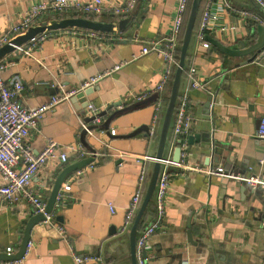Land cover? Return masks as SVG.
Returning <instances> with one entry per match:
<instances>
[{"label": "crops", "instance_id": "obj_1", "mask_svg": "<svg viewBox=\"0 0 264 264\" xmlns=\"http://www.w3.org/2000/svg\"><path fill=\"white\" fill-rule=\"evenodd\" d=\"M36 1L0 0V33ZM227 2L229 8L218 19L227 32L217 29L207 36L230 48H244L256 41L257 26H264V10L253 0ZM206 3L201 0V11ZM176 4V0H135L126 16L113 15L109 9L93 18L111 22L112 32L72 27L47 31L37 44L25 45L28 53L11 52L0 58L8 63L1 73L3 79L17 77L23 84L19 96L23 106L39 107L53 95L79 92L88 78L96 77L88 85L94 87L89 105L98 115L105 111L93 128L94 137L81 138L80 122L88 124L90 120L85 98L74 103L70 100L77 93L46 111L29 131L25 143L34 154L48 140L62 148L79 140L93 151L80 160L68 152L65 163L53 159L31 178L29 188L44 204L61 170L86 158L92 161L66 175L59 188L69 187L61 192L66 206L62 210L52 207L50 213L62 236L55 226L38 223L29 232L30 248L22 259L0 264H75L72 254L98 256L106 264H130L123 217L137 182L136 160L154 156L157 148L160 125L152 139L143 128L150 125L153 89L165 65L161 54H139V49L151 42H165ZM130 15L132 21L118 30L117 21ZM64 17L70 16L46 13L35 25ZM252 21L257 24L249 29ZM250 56L225 55L212 44L203 47L192 33L178 95L188 89L186 70L190 66L195 67L204 89L188 90L186 113L191 125L184 155L178 166L169 169L164 217L152 236L146 264H264V189L206 173L207 169L222 168L234 176H264L258 164L264 141L256 137L258 122L264 118V56L252 61ZM166 86L161 98L167 94ZM142 94L146 97L137 102ZM172 141L168 130L163 157L172 158ZM151 202L143 225L154 218L153 199ZM31 216L25 203L0 202V254H6V248L10 254L17 251Z\"/></svg>", "mask_w": 264, "mask_h": 264}, {"label": "built area", "instance_id": "obj_2", "mask_svg": "<svg viewBox=\"0 0 264 264\" xmlns=\"http://www.w3.org/2000/svg\"><path fill=\"white\" fill-rule=\"evenodd\" d=\"M189 0H176V12L169 22L168 34L164 43L158 41L151 42L148 45L141 46L139 54L148 52L161 54L164 61V68L158 83L154 86L155 104L154 113L151 118L150 125L147 128L146 136L152 139L157 134L158 124L160 125L162 116L159 117V112L163 113V98L160 97L169 78L175 71L178 64L177 51L180 48V36L185 20V11ZM264 10V0H253ZM135 0L120 1H105V0H39L29 4L27 9L22 13L19 20L11 24L4 32L0 33V47L4 44L13 46L14 52L28 53L26 44L35 45L43 40L45 32L37 33L20 45H14L11 40L16 36L22 35L26 30L35 26L36 20L43 14L50 13L59 15L62 13H74L76 16L93 19L100 15L104 10H109L110 13L118 17L130 14ZM214 4V7H212ZM229 8L227 0H207L205 7L202 9L198 21L197 29L194 32V37L198 44L203 47H209L210 43L205 40V32L221 30L227 32V28L219 26V15ZM75 28V27H72ZM91 32H94L91 30ZM84 42V41H83ZM11 53V52H10ZM264 53V50L261 52ZM8 65L7 62L0 60V202L5 205H15L17 203H25L30 208V213L34 215H42L44 225L55 226L53 215L44 212V202L29 188L31 178L45 167L47 162L57 159L60 163H65L68 159L67 153L73 154L76 160H80L87 156V148L83 141L77 140L76 143L69 147L62 148L56 142L48 140L43 149L34 154L31 152L25 141L30 130L35 129L42 115L52 109L60 102L68 101L75 94L82 92L86 86L92 84L96 77L88 78L81 86L79 92H61L53 95L49 101L39 107H25L21 104L19 96L23 90V84L17 77L5 81L1 75L2 71ZM121 65L115 64L111 70L117 69ZM184 71V70H183ZM189 79L188 89L182 95H178L177 104L175 106L171 126L169 132L172 133V144L175 148L180 144L181 158L183 157V147L186 136L188 134L191 119L186 113L188 102L189 89H204V85L199 82L195 76V67L190 66L186 70ZM146 97L145 94L139 95L136 101H141ZM86 113L89 116V122H80V131L84 137H94L93 128L99 123L98 110L93 106L86 105ZM113 135V132L110 131ZM256 137L264 141V118L258 122ZM89 152V151H88ZM90 153V152H89ZM93 153H90V155ZM139 164V172L136 186L129 199L128 205L123 217L122 231L127 232L133 217L138 210L142 200L151 165L155 162L159 164V172L157 175L152 199L154 201V218L150 223L137 230L134 243L135 264H146V254L150 250L152 236L159 229V226L164 217V200L168 192L169 185V169L179 164H174L171 157H162L158 160L154 156H141L136 160ZM258 164L264 169V151ZM207 174L221 175L228 179H233L250 185L252 187H261L264 189V176H234L224 173L222 168L215 170L207 169ZM63 192L69 190L68 186L63 187ZM62 190H58L53 207L57 210L65 208L63 203ZM109 211L110 205H108ZM111 212V211H110ZM56 227V226H55ZM61 236L62 230L59 226L56 227ZM30 248V243L26 244L25 253ZM5 253L10 255L11 250L5 249ZM24 253V254H25ZM24 256V255H23ZM72 260L75 264H84L94 262L95 264H106L104 260L98 256H77L72 254Z\"/></svg>", "mask_w": 264, "mask_h": 264}, {"label": "water", "instance_id": "obj_3", "mask_svg": "<svg viewBox=\"0 0 264 264\" xmlns=\"http://www.w3.org/2000/svg\"><path fill=\"white\" fill-rule=\"evenodd\" d=\"M201 0H191L189 12L187 15L186 23L183 30L181 45L179 49V60L178 64L175 68L171 85H169V90L167 94L166 104L163 110V115L160 123L159 133H158V141H157V148L154 154V158L156 160L162 158L163 156V150L164 145L166 142V136L169 130V126H171L175 106H176V100L179 93V86L180 81L182 77V73L185 66V59L187 55L188 46L192 37V33L195 27L196 19L198 16L199 8H200ZM133 19V16H128L127 18H122L117 21V29L122 30L126 24L130 23ZM80 28V29H87L92 31H99V32H112L113 31V24L111 22H102L99 20H93L89 18L84 17H64L59 19H53L48 23L42 22L41 24L31 26L29 27L26 32L22 35L16 36L11 40V43L14 45H20L24 43L26 40H28L30 37L37 33H41L44 31H54L59 29H65V28ZM256 35L257 39L255 42H252L248 46L244 48H230L226 45H224L222 42L212 38L211 36H206L205 40L210 42L213 46L218 48L223 54L225 55H231V56H250V61L254 60L257 56L263 57L264 53H261L264 50V26L258 25L256 28ZM13 51V46L10 44H4L0 47V58L3 57L5 54H8ZM94 87L92 86H86L85 89L82 90V92L78 93L77 96L71 98V102H76L77 99L81 100L82 97L85 98V106L89 104V94L93 92ZM211 99H208L207 107L210 105ZM114 106V105H113ZM112 106V107H113ZM110 107H107L106 111ZM105 114V111L100 113L98 116L103 117ZM105 125V123H103ZM143 130L147 131V129L143 128ZM83 137V132L81 133V138ZM191 137L188 139L190 141ZM84 144V143H83ZM84 146L87 148V146L84 144ZM90 153H93L89 148H87ZM172 162L174 164H179L181 160V147L180 144L175 148L174 153L171 158ZM92 159L86 158L81 161L75 162L67 167H65L59 175L56 177V179L53 182L52 189L50 191V195L45 203L44 212L46 214H49L52 210L55 196L63 182V179L68 175L69 173H72L74 171H77L81 168L86 167ZM159 172V164L157 162L153 163L150 168V173L147 181V185L142 197V200L140 202V205L138 207V210L136 211L133 220L131 222V225L127 231V244H128V253H129V262L130 264H135V257H134V243H135V237L136 233L140 224V220L144 214V211L151 200L157 175ZM43 221L42 215H34L31 216L22 232V236L20 239V244L17 249V251L14 254H0V261L1 262H16L20 261L25 253L26 244L29 242V232L31 228L38 223H41ZM120 232V231H118Z\"/></svg>", "mask_w": 264, "mask_h": 264}, {"label": "trees", "instance_id": "obj_4", "mask_svg": "<svg viewBox=\"0 0 264 264\" xmlns=\"http://www.w3.org/2000/svg\"><path fill=\"white\" fill-rule=\"evenodd\" d=\"M190 3H191V0L188 1L187 8H186V11H185V20H184V24H183V28H182V32H181V36H180V45H181V40H182V35H183L184 26H185L186 19H187V15H188L189 8H190ZM200 13H201V9L199 8V12H198V16H197V19H196V23H195L194 30L197 29L198 21H199V17H200ZM59 15H60V14H59ZM68 16H76V14H74V13H68ZM57 17H59V16H57ZM256 24H257V22L252 21V23H250V24L248 25V28L250 29L253 25H256ZM194 30H193V32H195ZM48 32H51V31H48ZM207 34H208V32H205V36H207ZM179 49H180V48H179ZM176 57H177V60H179V50L177 51V55H176ZM186 57H187V55H186ZM184 67H185V66H184ZM173 74H174V73H173ZM173 74H172L171 78H169V81H168L167 86H166L167 94H168V90H169V85H171V81H172ZM183 74H184V71H183L182 75H183ZM167 94H166V95L164 96V98H163V106H164V107H165V104H166ZM151 201H152V197H151V200L149 201V203H148V205H147V207H146V209H145V211H144V214H143V216H142V218H141V220H140V224H139L138 230H140L143 226H145V225H143V224H144V216H145L147 213H149V212H150V209L152 208V204H153V203H152Z\"/></svg>", "mask_w": 264, "mask_h": 264}, {"label": "rangeland", "instance_id": "obj_5", "mask_svg": "<svg viewBox=\"0 0 264 264\" xmlns=\"http://www.w3.org/2000/svg\"><path fill=\"white\" fill-rule=\"evenodd\" d=\"M65 14H66V13H65ZM126 233H127V232H125V236H126Z\"/></svg>", "mask_w": 264, "mask_h": 264}]
</instances>
